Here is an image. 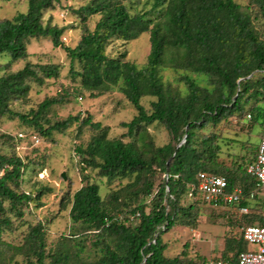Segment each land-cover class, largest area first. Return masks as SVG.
<instances>
[{
	"label": "trees",
	"instance_id": "obj_1",
	"mask_svg": "<svg viewBox=\"0 0 264 264\" xmlns=\"http://www.w3.org/2000/svg\"><path fill=\"white\" fill-rule=\"evenodd\" d=\"M60 2L27 0L26 11L0 19V56L10 55L0 66V114L32 126L39 142L40 138L53 142L54 133L73 126L79 135L88 128L89 139L75 148L83 185L62 199L63 207H70L71 226L57 246L49 247L40 221L28 227L20 245L11 244L3 233L14 232V221L22 220L30 208H40L50 189H22L30 162L14 149L0 152V264H204L206 258L195 261L186 252L168 257L162 237L175 225L197 227L201 201H182L200 172L224 175L230 191L241 188L245 199L240 206L264 207V202L256 201L260 193L251 196L256 180L246 170L259 143L246 146L241 161L233 159L227 165L219 161L221 147L215 134L198 138L199 130L240 118L245 111L261 126L262 135L264 107L246 109V102L264 99V35L252 17L256 9L264 20V0H252L246 7L236 0H87L73 10L81 29L74 47L61 42L67 26L52 24L51 18L44 21L45 12ZM92 16H98L93 29L88 24ZM145 33L150 52L141 67L126 52L118 56L107 52L111 42L126 43ZM39 37L50 38L69 57V75L80 79V88L71 94L83 90L96 98L115 88L124 94L136 110L130 121L122 122L125 132L110 137L109 127L93 121L90 114L52 118L54 107L68 101V89L46 97L27 113L10 107L12 101L28 99L31 82L42 85L61 76L60 65L29 59L28 45ZM21 61L23 67L12 70ZM165 68L184 72V89L164 81ZM144 97L153 98L150 108L142 103ZM155 122L171 135L162 146L148 129ZM88 169L105 177L111 187L105 197ZM237 215L244 224L264 225L260 211ZM244 243L242 237L227 241L221 257L235 259L246 251ZM228 246L234 253H228Z\"/></svg>",
	"mask_w": 264,
	"mask_h": 264
},
{
	"label": "rangeland",
	"instance_id": "obj_2",
	"mask_svg": "<svg viewBox=\"0 0 264 264\" xmlns=\"http://www.w3.org/2000/svg\"><path fill=\"white\" fill-rule=\"evenodd\" d=\"M243 7H246L252 0H236ZM87 0H61L55 8L45 12L44 21L52 19V24L67 26V31L61 36V42L74 47L81 34L80 18L73 12L84 5ZM140 8V6H139ZM27 9V0H0V19L11 18L17 12H24ZM252 17L256 28L264 35V20L260 17L256 9H253ZM98 16L89 19V26L94 28ZM29 59L33 63H55L61 67V76L58 79H47L40 85L31 82V91L27 100L12 101L10 107L20 113H27L30 109H36L46 97H51L68 89L70 95L68 101L61 106L54 107L51 117L64 119L69 115L81 113L83 116L92 115L93 121H100L103 127H109V136L118 137L126 131L122 127V122L130 121L136 110L127 98L115 88L113 91L99 97H91L88 92L79 90L71 94L72 89L80 88V79H73L69 75L70 59L64 49L55 47L47 37L33 38L28 45ZM111 56H118L126 52L127 58L135 62L138 66L144 65L150 52L149 34H142L138 39L129 42L113 41L107 48ZM10 60L9 54L0 56V66L5 65ZM24 62H18L12 66V70L23 67ZM183 71H176L170 68L162 70L164 81L172 83L173 87L184 89L182 80ZM1 74V72H0ZM151 97H144L142 103L146 108H150ZM258 104L264 107V99L257 102L250 98L246 102V109ZM250 112L245 111L242 117L234 116L228 120H222L218 125H209L198 131V138L203 135L215 134L218 138L221 151L219 161L230 165L234 160L241 161V157L248 151L245 147L257 145L260 141L259 124L249 116ZM153 135L156 145L162 146L168 143L171 135L167 128L155 122L148 126ZM32 126L22 122L18 117L9 118L7 114H0V152L7 153L12 149L17 155L30 162L29 168L24 173L22 189L31 191L47 187L50 189L43 199V205L38 209L30 208L22 220H15L16 230L11 232L6 230L3 239L11 244L20 245L30 225L42 222L47 230L49 247H55L63 235L70 232L71 219L70 207L62 205V199L67 192L73 193L79 189L83 183L80 175L79 157L75 150L76 146L86 143L91 135V131L85 128L79 135L76 126L64 133H54V141L47 142L40 138V142L34 135L40 137ZM4 135H10L8 139ZM19 134L23 136L20 137ZM252 154H250L251 156ZM91 180L99 183L101 194L105 195L111 187L107 186L105 177L97 175V171L88 169ZM164 177V176H163ZM129 179H124V183ZM117 184V183H116ZM116 184L112 187L116 188ZM257 202H264V193H260ZM254 201L253 203H255ZM183 204L192 202L187 196L183 199ZM239 206L231 205L224 207H214L200 202L197 205L199 217L197 227L192 229L183 225H175L163 235V241L167 244L165 254L168 257L182 256L186 252L188 257L195 261L199 256L211 258L222 256L226 249L227 241L241 237V226L245 221L239 217ZM260 207V206H259ZM253 212L264 213V207L253 206ZM241 215V214H240ZM243 250H257L258 245L244 241ZM242 246V245H241ZM228 253H234L233 249L227 248ZM17 259H20L19 257Z\"/></svg>",
	"mask_w": 264,
	"mask_h": 264
},
{
	"label": "built area",
	"instance_id": "obj_3",
	"mask_svg": "<svg viewBox=\"0 0 264 264\" xmlns=\"http://www.w3.org/2000/svg\"><path fill=\"white\" fill-rule=\"evenodd\" d=\"M37 141L39 142L38 138ZM246 170L256 180V190L251 196L253 197L254 193H264V126L256 157ZM188 198L195 201L200 200L214 207H224L239 205L245 196L241 188L230 191L228 180L224 175L200 172L198 181L188 185ZM238 210L241 215L251 212L247 206H239ZM240 230L242 239L258 245L257 250L240 252L235 259H224L221 256L206 258L204 264H264V225L244 224Z\"/></svg>",
	"mask_w": 264,
	"mask_h": 264
}]
</instances>
